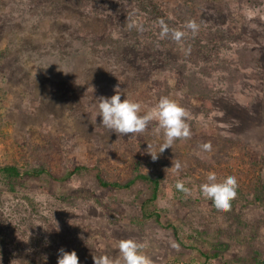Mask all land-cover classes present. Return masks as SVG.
<instances>
[{
	"label": "rangeland",
	"instance_id": "374dc122",
	"mask_svg": "<svg viewBox=\"0 0 264 264\" xmlns=\"http://www.w3.org/2000/svg\"><path fill=\"white\" fill-rule=\"evenodd\" d=\"M84 1L0 0V166L23 172L43 164L62 178L69 165H97L120 183L136 167L158 177L161 187L149 203L145 183L101 190L86 169L67 182L23 177L10 187L0 179V264H57L60 249L75 251L79 264L101 255L120 262L118 243L126 239L144 245L140 253L150 264H206L203 254L213 252L221 256L218 264L264 260V0H206L196 11L200 43L187 39L167 51L172 59L193 51L196 60L189 54L187 68L217 70L203 80L213 87L211 111L183 94L175 72L157 66L145 74L142 61L143 78L135 80L131 65L121 62L125 48L104 60L79 46L81 37L94 38L105 26L98 5ZM127 12L121 7L118 16ZM136 45L135 57L147 58L149 47ZM155 80L189 113L190 136L153 161L150 154L164 143L154 124L140 134H116L95 111L116 90L146 111L163 93ZM204 144L210 153L201 150ZM213 174L217 183L237 179L226 212L199 194ZM178 181L189 189L184 198L168 191ZM142 207L157 210L162 225L140 219ZM166 225L177 228L179 241Z\"/></svg>",
	"mask_w": 264,
	"mask_h": 264
},
{
	"label": "trees",
	"instance_id": "16d2710c",
	"mask_svg": "<svg viewBox=\"0 0 264 264\" xmlns=\"http://www.w3.org/2000/svg\"><path fill=\"white\" fill-rule=\"evenodd\" d=\"M206 0H85V5L97 4V11L100 14L101 21L104 23L103 30L94 38L85 37L80 38L79 46L87 47L88 50L99 52L103 57L102 59H109L118 52L119 48H125L127 53H123L124 58H121V62L124 66L131 65L130 71L132 72V78L135 80L142 79V61L145 62L146 68L145 74L149 69L157 66L168 69L169 71L178 74V80L180 81V88L184 95L191 98H196L203 102V105L207 111H211L213 96L212 85L204 84L203 81L206 76H209V72L213 75L217 70L215 69H202L194 70L189 69L186 66V60L188 55H193L195 52L190 51L187 56L181 59H172L169 57L167 51L172 48H179L180 44L184 41L191 40L193 42L200 43V38L195 37V34L191 30L186 28V24L189 21H195L199 25L197 32L201 31V24L197 19V10L203 9ZM126 7L127 15L122 18L118 16L121 7ZM96 9V8H95ZM163 20L169 28V34L161 38L160 21ZM172 31H182L185 36L181 41H175L172 36ZM140 44L148 46V52H143L147 58L141 59L135 57L133 50ZM139 49V48H137ZM169 52H174V49ZM198 59V58H197ZM152 60V61H151ZM147 62V63H146ZM196 64V62H195ZM156 83L157 80H155ZM155 83V84H156ZM165 83V82H164ZM159 86H163V93L156 95L159 99L161 97H168L169 88L166 84L160 83ZM136 164L140 161L136 159ZM88 170L95 178L99 188L101 190L116 191L121 189H130L137 181L145 183L151 189V195L148 198V202L151 203L156 200L158 196L159 188L161 187V181L158 177H151L146 174L138 172V168H134L135 174L133 177L125 183H120L116 180H108L105 178L102 170L97 165L91 166H68L66 173L62 178H56L50 174V171L41 164L32 170H25L21 172L14 165L0 166V179L10 187L12 183L20 178H32L37 179L42 176H48L52 180L56 181H69L75 175L81 173L83 170ZM170 189V188H167ZM169 193L176 192L179 197L184 198L185 193L178 191L175 185L172 189L168 190ZM161 214L157 210L148 211L142 207V220L153 219L157 224L162 225L160 221ZM139 219H133V224H138ZM167 229H170L175 239L179 241V231L172 225H166ZM24 252V251H23ZM23 252L20 255H23ZM206 264H218L220 260V254L213 252L212 254H203ZM32 260L27 264H42ZM20 264H26L22 261ZM253 264H264V260H258Z\"/></svg>",
	"mask_w": 264,
	"mask_h": 264
},
{
	"label": "clouds",
	"instance_id": "9594fccd",
	"mask_svg": "<svg viewBox=\"0 0 264 264\" xmlns=\"http://www.w3.org/2000/svg\"><path fill=\"white\" fill-rule=\"evenodd\" d=\"M159 23L160 35L163 38L169 34L170 30L163 20ZM186 28L195 34L199 25L195 21H189ZM171 36L179 42L185 33L172 31ZM96 117L101 118L100 124L109 132L121 135L140 134L145 132L150 124H154L153 132L162 134L164 143L156 154H150L153 161L158 158V154L171 148L175 141L187 139L190 136L189 126L186 123L189 113L168 97L159 98L153 106L145 111L140 102L126 98L121 100V92L116 90L111 97H101L98 100ZM200 147L206 153H210L212 150L210 144ZM174 167L178 173L181 165L176 163ZM237 187V179L234 176L226 178L222 183H217V177L213 174L209 175L207 181L199 186V194L217 211L226 212L230 209L231 202L236 198ZM175 188L178 191L189 193V189L180 181L175 184ZM162 206H166V202H162ZM143 247L144 245L137 243L134 239L121 240L118 243L120 262H114L111 257L101 255L92 257L93 264H150L149 259L140 253ZM58 251L57 264H79V258L75 251H64L63 249Z\"/></svg>",
	"mask_w": 264,
	"mask_h": 264
}]
</instances>
